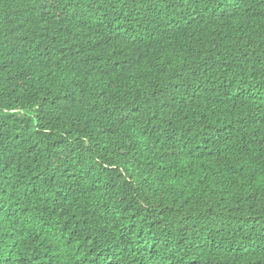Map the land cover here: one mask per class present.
Returning <instances> with one entry per match:
<instances>
[{
  "label": "trees",
  "instance_id": "trees-1",
  "mask_svg": "<svg viewBox=\"0 0 264 264\" xmlns=\"http://www.w3.org/2000/svg\"><path fill=\"white\" fill-rule=\"evenodd\" d=\"M0 264H264V0H0Z\"/></svg>",
  "mask_w": 264,
  "mask_h": 264
}]
</instances>
